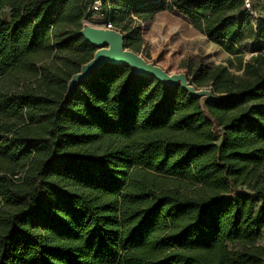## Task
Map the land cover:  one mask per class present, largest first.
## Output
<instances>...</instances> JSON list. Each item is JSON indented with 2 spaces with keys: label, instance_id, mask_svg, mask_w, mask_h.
<instances>
[{
  "label": "trees",
  "instance_id": "trees-1",
  "mask_svg": "<svg viewBox=\"0 0 264 264\" xmlns=\"http://www.w3.org/2000/svg\"><path fill=\"white\" fill-rule=\"evenodd\" d=\"M92 1L0 0V264H264V23L245 0H100L135 52L175 9L252 55L183 65L205 103L112 63L65 96Z\"/></svg>",
  "mask_w": 264,
  "mask_h": 264
},
{
  "label": "rangeland",
  "instance_id": "rangeland-1",
  "mask_svg": "<svg viewBox=\"0 0 264 264\" xmlns=\"http://www.w3.org/2000/svg\"><path fill=\"white\" fill-rule=\"evenodd\" d=\"M249 4L254 25L264 23V0H249ZM6 14L8 10L2 12V15ZM103 20L102 13H89L83 24L101 27ZM141 39L142 46L136 53L169 73H187L183 65L203 62L224 65L233 74L240 75L243 71L240 63L244 64L252 55L246 52L239 58L229 54L196 30L189 19L175 9L159 12L152 21L143 23ZM258 243H264V231Z\"/></svg>",
  "mask_w": 264,
  "mask_h": 264
},
{
  "label": "water",
  "instance_id": "water-1",
  "mask_svg": "<svg viewBox=\"0 0 264 264\" xmlns=\"http://www.w3.org/2000/svg\"><path fill=\"white\" fill-rule=\"evenodd\" d=\"M80 34L85 41L95 47L92 57L83 63L79 71L75 72L67 82V96L79 81L87 79L91 73L105 63L127 65L131 67L134 74L146 77H154L165 85L180 84L183 90L190 95L201 97V103L212 99L213 95L209 87H194L188 80L187 73H169L161 67L147 62L140 54L126 48L123 42V33L119 30L105 27H94L82 24Z\"/></svg>",
  "mask_w": 264,
  "mask_h": 264
},
{
  "label": "built area",
  "instance_id": "built-area-1",
  "mask_svg": "<svg viewBox=\"0 0 264 264\" xmlns=\"http://www.w3.org/2000/svg\"><path fill=\"white\" fill-rule=\"evenodd\" d=\"M245 7L247 9H250L249 0H245ZM88 11H89V13H102L101 6H100V0H93L88 7ZM102 15H103V13H102ZM101 26L108 28V29L118 30L117 28L113 27L112 24L110 22L106 21L105 19L103 20Z\"/></svg>",
  "mask_w": 264,
  "mask_h": 264
}]
</instances>
